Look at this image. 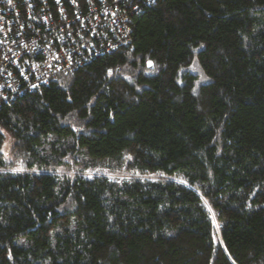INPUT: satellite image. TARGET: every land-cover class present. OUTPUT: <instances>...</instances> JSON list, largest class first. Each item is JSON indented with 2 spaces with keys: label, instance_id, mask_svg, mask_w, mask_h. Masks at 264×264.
I'll use <instances>...</instances> for the list:
<instances>
[{
  "label": "trees",
  "instance_id": "16d2710c",
  "mask_svg": "<svg viewBox=\"0 0 264 264\" xmlns=\"http://www.w3.org/2000/svg\"><path fill=\"white\" fill-rule=\"evenodd\" d=\"M130 25L0 107L26 156L0 153V264H264V0H154Z\"/></svg>",
  "mask_w": 264,
  "mask_h": 264
},
{
  "label": "built area",
  "instance_id": "2783aa9c",
  "mask_svg": "<svg viewBox=\"0 0 264 264\" xmlns=\"http://www.w3.org/2000/svg\"><path fill=\"white\" fill-rule=\"evenodd\" d=\"M152 2L0 0V107L128 44L131 16Z\"/></svg>",
  "mask_w": 264,
  "mask_h": 264
},
{
  "label": "rangeland",
  "instance_id": "374dc122",
  "mask_svg": "<svg viewBox=\"0 0 264 264\" xmlns=\"http://www.w3.org/2000/svg\"><path fill=\"white\" fill-rule=\"evenodd\" d=\"M0 153L4 159L6 166L12 169H22L25 166L26 156L21 151L20 148L11 149V140L9 136H6L4 143L1 145ZM125 165L123 164L120 169H124ZM121 174V173H120ZM122 174L121 176H123Z\"/></svg>",
  "mask_w": 264,
  "mask_h": 264
},
{
  "label": "snow or ice",
  "instance_id": "6c2138e0",
  "mask_svg": "<svg viewBox=\"0 0 264 264\" xmlns=\"http://www.w3.org/2000/svg\"><path fill=\"white\" fill-rule=\"evenodd\" d=\"M148 64H149V66L151 67V66H152V64H153V62H152V61H148ZM109 73H111V70H109ZM33 87H35V85H33ZM0 132H3V130H2V129H0Z\"/></svg>",
  "mask_w": 264,
  "mask_h": 264
}]
</instances>
